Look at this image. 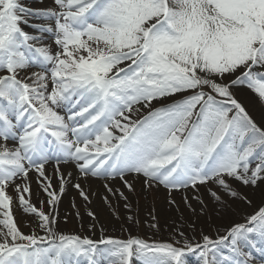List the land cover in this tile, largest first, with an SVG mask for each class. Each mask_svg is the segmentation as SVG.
Listing matches in <instances>:
<instances>
[{"label": "snow or ice", "instance_id": "6c2138e0", "mask_svg": "<svg viewBox=\"0 0 264 264\" xmlns=\"http://www.w3.org/2000/svg\"><path fill=\"white\" fill-rule=\"evenodd\" d=\"M39 3L0 0V264H264V202L241 190L264 184V124L238 98L246 90L264 106V0ZM127 175L183 190L193 216L253 210L212 233L181 218L169 240L58 231L67 185L90 203L81 181L103 178L127 201L107 183L132 192ZM147 226L158 233L157 217Z\"/></svg>", "mask_w": 264, "mask_h": 264}, {"label": "rangeland", "instance_id": "374dc122", "mask_svg": "<svg viewBox=\"0 0 264 264\" xmlns=\"http://www.w3.org/2000/svg\"><path fill=\"white\" fill-rule=\"evenodd\" d=\"M238 98L245 103L250 113L257 120V122L260 123L258 113H262L264 115V110L262 108L264 106H261L258 100H256L254 96H252L251 94H246L243 90H240L238 92ZM146 111H147L146 109H141L138 114L134 113L133 117L141 115L143 112ZM262 124H264V121ZM69 172H73V174L75 173L73 169H70ZM49 175H52L51 168H49ZM125 178L132 185H140L137 194H134L133 192H129L121 180H118L109 185L114 189L119 188L121 191H123L125 195L128 197L127 201L120 199L118 197V194L116 196H113L105 189L104 185H102L104 188L103 191L101 192L93 191L94 192L93 194H95L96 196H90V203L83 201L79 197L77 190H75L74 192L76 194L75 195L76 200H74L75 199L74 198L71 199L69 202L61 201V203L59 204L58 231L66 234L88 235V236H92L93 239H99L101 236V228H103V226L101 225L102 220L100 219V213L101 210H103L104 214L106 213L107 216H109L115 223L114 226H107V229L103 232L104 236L126 239L128 237L129 232H131L133 235H139L145 239L169 240L171 231L169 230L165 231L164 229H159V232L156 233L154 229H149L148 226L146 225V221H148V218H151L152 215L158 216L159 211L162 207L161 205L162 203L157 207L156 206L154 207L152 203L151 195L153 192L157 190L156 187L145 190L143 181L142 180L139 181V178L142 179L143 177H135V175H127ZM31 181L34 183L33 186L36 187V191H32L33 194L32 201L36 203L37 206H39V201L46 200V197L44 193L41 191L39 185L36 183L35 173H32ZM241 190L249 194V197L254 201V206L256 204H260V202L261 203L264 202V184H261L258 189L248 188ZM201 191H203V189H201ZM171 193L172 196L170 197L167 195L162 202H169V199L172 198L175 199L176 202L181 201L185 206L183 199L185 195L184 191L182 190L173 191ZM187 194L189 195V197H191L192 191L189 190ZM106 196L108 197V200L111 202V206L109 205V203L105 202L104 198ZM192 202L194 203L193 206L196 208L197 213H199L200 205L195 200H192ZM73 203H75V207H73ZM126 203L129 204L131 207L126 208L125 207ZM45 207L47 206L45 205ZM211 207H212L211 204H209L210 210ZM234 207L239 208V210L245 211L246 213H251L253 210L252 208L247 207L246 205L243 204H234ZM89 210L95 213V223H96L95 234H93V232L89 230V225L94 222L93 219L87 215V212ZM77 212L80 213V217H77L76 215ZM229 213L231 212L225 213V215H228ZM16 216L19 221V227L23 231L29 232L32 230L26 225L30 222L34 225L35 224L34 220L30 218L28 219L19 210H17ZM129 216H132L134 220H138L139 223L138 224L130 223L128 220ZM196 216L201 217L203 220L202 224L200 223L196 224L197 230L203 228L205 233H212L213 220L215 224L217 217L213 214L211 220H209L207 216H203V215H196ZM21 219H23L24 221H20ZM241 220L242 219L238 218L234 221L240 222ZM205 228H208V232ZM122 229H126V230H122ZM183 230L189 236L193 235V232L190 228L185 227ZM195 238L198 239L199 237L197 236ZM187 259L189 260V264H196V256L190 255L189 257H187ZM135 264H139V262L137 261L135 262Z\"/></svg>", "mask_w": 264, "mask_h": 264}, {"label": "bare ground", "instance_id": "6f19581e", "mask_svg": "<svg viewBox=\"0 0 264 264\" xmlns=\"http://www.w3.org/2000/svg\"><path fill=\"white\" fill-rule=\"evenodd\" d=\"M46 4H50L49 2L47 3V1L45 0ZM35 3H33L32 6H34ZM246 94H250L248 93L246 90H243ZM249 96V95H247ZM264 110V107H262ZM259 114V122L263 123L264 121V115L262 113H258ZM64 167V171L65 174H67V172H69L70 168L72 169V166H63ZM79 177V174H77L76 172L73 174V179H72V183L76 182V179ZM96 178H89V180L85 183L84 181H81V183H84L85 189L87 191L90 192V196H96L95 194H93V191L96 192H101L104 190L103 186L106 181L105 180H95ZM126 179V178H125ZM120 179H113V180H109L107 181L108 184L114 183L116 181H118ZM142 180L144 181V179L139 178V181ZM54 183L58 184V181L54 180ZM34 183L31 184L32 186V191H36V187L33 186ZM143 184V183H142ZM90 185V187H89ZM139 187L140 185H133L134 191H132L134 194H137V192L139 191ZM157 190L155 192L152 193L151 198H152V203L153 206L157 207L158 205H162L159 214L157 217V219H159V229H164V230H172L173 224L172 222L175 221L177 224H181L182 223V219L183 218V222H187L188 224H191L193 221H195L196 224L200 223L202 224L203 220L201 217L198 216H193L192 212L190 210H188V208L186 207V205L184 206V204L179 201L177 202V204L179 205V208L176 207V205H170L169 202H162L165 197L168 196H172V194L169 193V191H167L165 188L163 187H156ZM75 188H73L71 186V184L67 185L66 187V192L62 198V201H66L69 202L71 199L75 198ZM168 193V194H167ZM174 195V194H173ZM76 200V198L74 199ZM261 203V202H260ZM192 204L194 205V203L192 202ZM237 212L238 214L235 213H229L228 215L223 214L222 217L220 218H216L215 224H214V220H213V226H212V232L214 231V229L216 227H227L229 226L231 223L234 222V220L238 219V218H242L244 214H246L245 211L239 210V208H237ZM104 215V216H103ZM27 217V216H26ZM28 219L30 217H27ZM31 219V218H30ZM100 219L102 220L101 225L103 226V229H107V226H114V221L107 216V214H104V211L101 210L100 213ZM214 219V216H213ZM20 221H24L23 219H21ZM151 218H148V221H146V225L147 222H150ZM149 228V227H148ZM150 229V228H149ZM208 232V228H205Z\"/></svg>", "mask_w": 264, "mask_h": 264}]
</instances>
